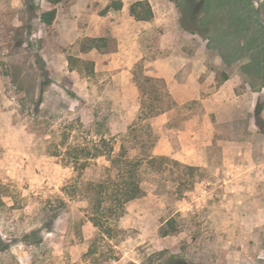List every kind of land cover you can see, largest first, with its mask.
Instances as JSON below:
<instances>
[{
	"label": "rangeland",
	"instance_id": "rangeland-1",
	"mask_svg": "<svg viewBox=\"0 0 264 264\" xmlns=\"http://www.w3.org/2000/svg\"><path fill=\"white\" fill-rule=\"evenodd\" d=\"M137 1L0 0V238L9 246L0 264H264V0H148L147 29L115 8ZM140 30L148 75L170 55L177 67L206 66L200 98L179 104L167 123L152 121L181 157L157 147L155 155L200 168V180L175 194L168 180L181 173L165 166L171 192L130 202L109 240L90 221L89 201L65 194L77 174L49 151L66 133L76 142L96 123L116 135L136 121L140 93L91 54L86 35L100 32L99 51L111 54L114 34ZM226 55L242 59L229 68ZM169 220L177 230L163 236ZM33 230L40 246L24 240Z\"/></svg>",
	"mask_w": 264,
	"mask_h": 264
},
{
	"label": "trees",
	"instance_id": "trees-1",
	"mask_svg": "<svg viewBox=\"0 0 264 264\" xmlns=\"http://www.w3.org/2000/svg\"><path fill=\"white\" fill-rule=\"evenodd\" d=\"M115 8L122 9V4H115ZM130 12L137 21L150 22L155 17L148 0L133 3ZM55 17L53 10L44 14L43 21L51 25ZM88 41L89 49L98 50L101 49L98 42H107L104 38ZM147 70L143 60L134 68V82L140 93V110L136 121L126 132L115 135L109 128L96 123L94 131H88L81 141L67 142L70 133H66L64 141L52 146L49 151L51 156L60 158L65 166L71 167L77 174L74 183L64 188L65 194L70 199L79 197L89 201L90 221L109 240H114L122 232L119 223L130 202L146 197L151 189L159 194L171 192L167 191L165 166L176 167L181 173L180 178L168 180L172 184L178 183L173 191L175 194L183 195L193 190L197 180H200L196 179L200 168L154 153L160 137L154 130L152 120L178 109L179 104L170 93L166 81L156 75H148ZM101 160L105 163L101 164ZM89 169L95 175L85 181L83 177ZM167 225L169 230L161 229L163 236L177 230L172 220ZM24 238L25 242L33 240L34 246L43 243L39 230H33ZM8 248V244L0 238V254Z\"/></svg>",
	"mask_w": 264,
	"mask_h": 264
},
{
	"label": "crops",
	"instance_id": "crops-1",
	"mask_svg": "<svg viewBox=\"0 0 264 264\" xmlns=\"http://www.w3.org/2000/svg\"><path fill=\"white\" fill-rule=\"evenodd\" d=\"M131 6H127L126 4L123 5V16L124 20H128V22H134L136 26H141L140 29L148 28L147 21H137L130 12ZM111 12V11H110ZM109 12V13H110ZM118 24V23H117ZM116 25V30H122L121 27ZM115 29V28H114ZM141 34V30L139 33L135 34H114L113 36L119 42V51L113 52L111 54H101L98 49H91L89 50L91 54L98 53L100 56H103V60L109 61L110 66H114V70L117 71L116 80L119 84L127 85L130 91L133 93V96L139 97V89L136 83L133 81V67L139 61L144 59V53L140 48L139 44V37ZM103 35L100 32L93 33L89 32L86 37L90 39L94 38H101ZM126 42H130L131 45L129 46ZM129 49V52H126ZM131 49V51H130ZM225 57V58H224ZM223 60L225 59L227 66L232 68L234 65L236 66L239 64V60L242 59L241 56L236 55L233 57L232 55H226L221 57ZM153 70L152 72L154 75L162 78L166 81L168 89L174 99L177 101L178 104H184L190 100H197L200 98V94H197L196 90L201 88L202 85L200 83L201 75L206 73V66L205 64L200 63L199 65H186L183 67H177L174 63V56L170 55L166 58H160L155 60L152 63ZM149 71H147L148 73ZM229 73V71H227ZM230 82V78L225 80V83ZM173 111L167 112L165 114L160 115L159 117L155 118V122H163L167 123L169 119V115ZM154 120V119H153ZM152 120V121H153ZM154 125V123H152ZM169 140H161L159 145L157 146L156 152L159 155H172L175 158H179V155L173 153L168 147ZM189 163L191 165H199L198 159L193 157L189 159Z\"/></svg>",
	"mask_w": 264,
	"mask_h": 264
}]
</instances>
